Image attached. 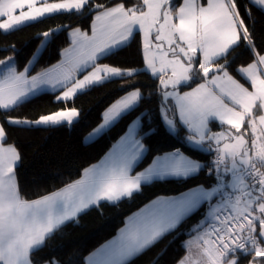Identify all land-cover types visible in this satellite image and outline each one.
Returning a JSON list of instances; mask_svg holds the SVG:
<instances>
[{"label": "snow or ice", "instance_id": "6c2138e0", "mask_svg": "<svg viewBox=\"0 0 264 264\" xmlns=\"http://www.w3.org/2000/svg\"><path fill=\"white\" fill-rule=\"evenodd\" d=\"M249 4L264 13V0L244 5L239 0H0V34L52 15L91 21L87 31L71 28L61 61L35 75L31 73L47 43L70 26L41 33V46L23 69L14 56L0 59V264H62L54 252L40 253L63 227L78 222L81 213L131 198L142 185L187 181L201 172L209 183L153 200L129 218L117 237L89 255L86 264H130L198 214L202 218L183 233L190 239L182 243L186 255L176 264H264V37L255 35ZM140 33L142 68L99 63L118 55ZM241 47L252 54V61L233 68L239 55L233 53ZM8 50L16 51L14 45L0 48ZM142 74H150L156 83L129 85L127 94L102 113V123L86 141L155 96L156 115L165 130L171 135L186 130L188 149L208 152L214 159L201 162L177 148L153 155L135 172L149 153L143 141L156 133L145 109L127 124L105 161L84 171V178L37 199L25 198L16 172L21 156L14 144H7L8 128L71 126L79 123L80 111L65 107L31 120L10 113L42 86L59 90V102L74 104L78 94L92 87ZM213 123L222 130L213 131ZM193 246L198 249L195 259Z\"/></svg>", "mask_w": 264, "mask_h": 264}, {"label": "trees", "instance_id": "16d2710c", "mask_svg": "<svg viewBox=\"0 0 264 264\" xmlns=\"http://www.w3.org/2000/svg\"><path fill=\"white\" fill-rule=\"evenodd\" d=\"M239 2L244 5L248 3V0H239ZM248 6L256 21L255 35L258 38L264 37V13L257 11L250 4ZM90 23V20L75 15H52L44 19L43 22L34 23L20 31L0 34V48L14 45L16 49L15 52L11 50L0 51V59L6 56H14L18 61L19 68L23 69L27 61L34 55L35 50L41 45L43 41L41 33L61 25L70 26L68 30L73 27L88 29ZM246 23L248 22L246 21ZM249 27L251 30L250 23ZM68 30L58 32L51 38L36 63L32 75L61 61L62 49L69 46ZM141 42L140 33L135 36L129 46L119 50L118 55L101 60L99 63H106L125 70L142 68L144 65L141 55ZM257 43L259 44V39ZM237 54L239 55L233 68L246 66L252 61V54L246 51L244 47L238 48L233 56H237ZM233 75L235 76L234 72ZM236 78L240 79L239 76ZM241 82L244 81L241 80ZM134 83L143 86L153 85L156 81L150 78V74L137 75L133 79L127 80L116 79L113 82L103 84V86L92 87L82 95L78 94L74 98V104L59 102L56 99L59 91L45 90L30 97L27 102L10 113L12 117L31 120L43 114L54 113L65 107L75 106L80 111L79 123H73L71 126H41L31 129L8 128L7 144H14L21 156L20 166L16 172L22 195L25 198L37 199L78 180L83 171L98 162L124 134L127 124L145 109L150 110L152 115L151 127L156 128V133L143 141L149 149V153L144 162L136 168L137 171L144 169L153 155L177 148L200 159L201 162L214 159V155L208 152L193 153L188 149L184 140L187 135L186 130L181 129L177 135H171L165 130L156 115L158 98L155 96L144 99L136 111L121 119L104 134L94 140L86 141L85 137L101 123L102 113L105 109L126 94L127 90H130L128 86ZM142 90L151 91V89L143 88ZM143 123L144 128L147 129L149 127L147 118ZM211 127L213 131L221 129L216 123H213ZM224 128L227 127L224 125ZM200 183H209V177L204 172H201L195 179L187 181L182 179L155 181L148 185H142L141 191L134 193L131 198H123L115 204L101 203L98 209L93 207L81 213L78 222L68 223L63 227L47 242L48 247L40 255L54 252L62 264H85L87 256L114 237L118 230L123 227L129 215L157 197L178 195ZM201 218L198 214L182 223L179 229L165 236L142 255L137 256L130 264H176V260L186 254L181 245L189 236L183 233ZM161 252L163 254L158 257Z\"/></svg>", "mask_w": 264, "mask_h": 264}, {"label": "crops", "instance_id": "0c3cea01", "mask_svg": "<svg viewBox=\"0 0 264 264\" xmlns=\"http://www.w3.org/2000/svg\"><path fill=\"white\" fill-rule=\"evenodd\" d=\"M49 2L50 3H53V2H61V0H49ZM141 37H142V33H141ZM69 47V46H68ZM58 64V63H57ZM56 64V65H57ZM82 78V77H81ZM48 90H52L51 88H50V86H48ZM187 90H189V89H187ZM187 90H184V91H187ZM251 90V89H250ZM52 91H59V90H52ZM61 93H60V91H59V94L58 95H60ZM127 94V93H126ZM126 94H124V95H126ZM124 95H122V96H124ZM120 98V97H119ZM115 102V101H114ZM113 102V103H114ZM108 108V107H107ZM106 108V109H107ZM105 109V110H106ZM101 123H102V121H101ZM226 127H228L227 125H225ZM98 127V126H97ZM222 129H220V130H218V131H221ZM92 132V131H91ZM90 132V133H91ZM89 133V134H90ZM88 134V135H89ZM124 134H125V132H124ZM123 134V135H124ZM88 135L86 136V137H88ZM122 135V136H123ZM121 136V137H122ZM86 137H85V139H86ZM120 137V138H121ZM120 138L112 145V147L108 150V152L98 161V162H96V163H94L93 165H91V166H89L88 168H86V169H90V168H92L93 166H96V165H100L102 162H104L105 161V158L106 157H108L109 156V154L110 153H112L113 152V148H114V146L115 145H117L118 144V142L120 141ZM85 169V170H86ZM84 170V171H85ZM143 170V169H142ZM142 170H136L135 169V172H139V171H142ZM84 171H83V173H82V175H81V177L78 179V180H81L82 178H84ZM134 174V173H133ZM78 180H76V181H78ZM75 182V181H74ZM73 183V182H72ZM72 183H70V184H72ZM69 185V184H68ZM67 186V185H66ZM66 186H64V187H62V188H60V189H58V190H61V189H63V188H65ZM58 190H56V191H58ZM56 191H54V192H56ZM53 193V192H52ZM49 194H51V193H49ZM48 195V194H47ZM172 196H175V195H172ZM172 196H162V197H172ZM157 198H161V197H157ZM156 198V199H157ZM155 199V200H156ZM151 202H149V203H147L146 205H144L143 207H141L140 209H138L137 211H135L134 213H132L131 215H129V217H127V219H126V221H125V224L123 225V227H121L119 230H118V232L116 233V235L114 236V237H112L110 240H108V241H106L105 243H103L101 246H99L97 249H95L93 252H91L89 255H91L92 253H94V252H96L98 249H100L102 246H104V245H106V244H108L110 241H112L115 237H117L118 236V234L120 233V230L121 229H124L125 227H126V224H127V222H128V220H129V218L130 217H133L135 214H137V213H140L141 212V210L142 209H144L148 204H150ZM195 247V246H194ZM89 255L87 256V258L89 257ZM186 255V254H185ZM197 256H198V249H196V253L194 254V259L195 258H197ZM87 258H86V262H87ZM86 264V263H85Z\"/></svg>", "mask_w": 264, "mask_h": 264}, {"label": "rangeland", "instance_id": "374dc122", "mask_svg": "<svg viewBox=\"0 0 264 264\" xmlns=\"http://www.w3.org/2000/svg\"><path fill=\"white\" fill-rule=\"evenodd\" d=\"M82 29V28H81ZM71 30V29H70ZM70 30H68V31H70ZM82 30H85V31H87L88 29H82ZM89 35H91V32H89ZM42 43V42H41ZM41 46V45H40ZM39 46V47H40ZM37 74V73H36ZM35 75V74H34ZM45 90H48V86H42V88L40 89V90H38L37 91V93H39V92H43V91H45ZM36 93V94H37ZM155 200V199H154ZM153 201V200H152ZM152 201H150V202H152ZM190 239V237H188L187 238V240H189ZM196 253V248L193 246V248H192V254H193V258H194V254Z\"/></svg>", "mask_w": 264, "mask_h": 264}]
</instances>
